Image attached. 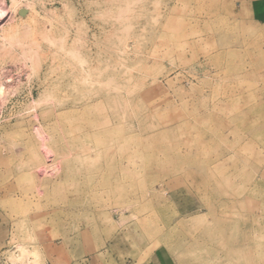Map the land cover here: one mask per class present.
Listing matches in <instances>:
<instances>
[{"label":"rangeland","instance_id":"rangeland-1","mask_svg":"<svg viewBox=\"0 0 264 264\" xmlns=\"http://www.w3.org/2000/svg\"><path fill=\"white\" fill-rule=\"evenodd\" d=\"M0 264H264V0L0 4Z\"/></svg>","mask_w":264,"mask_h":264},{"label":"crops","instance_id":"crops-1","mask_svg":"<svg viewBox=\"0 0 264 264\" xmlns=\"http://www.w3.org/2000/svg\"><path fill=\"white\" fill-rule=\"evenodd\" d=\"M1 237H3V235H2V233L0 232V250L3 248V245H2L3 240H2Z\"/></svg>","mask_w":264,"mask_h":264},{"label":"built area","instance_id":"built-area-1","mask_svg":"<svg viewBox=\"0 0 264 264\" xmlns=\"http://www.w3.org/2000/svg\"><path fill=\"white\" fill-rule=\"evenodd\" d=\"M8 1H11V0H0V4H4V3H7Z\"/></svg>","mask_w":264,"mask_h":264}]
</instances>
